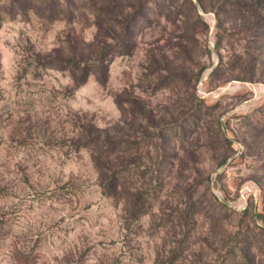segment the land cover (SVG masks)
<instances>
[{
	"label": "rangeland",
	"instance_id": "obj_1",
	"mask_svg": "<svg viewBox=\"0 0 264 264\" xmlns=\"http://www.w3.org/2000/svg\"><path fill=\"white\" fill-rule=\"evenodd\" d=\"M0 264H264V0H0Z\"/></svg>",
	"mask_w": 264,
	"mask_h": 264
},
{
	"label": "trees",
	"instance_id": "obj_2",
	"mask_svg": "<svg viewBox=\"0 0 264 264\" xmlns=\"http://www.w3.org/2000/svg\"><path fill=\"white\" fill-rule=\"evenodd\" d=\"M90 70H91V69H88V70H87V75H89V73L91 72Z\"/></svg>",
	"mask_w": 264,
	"mask_h": 264
}]
</instances>
